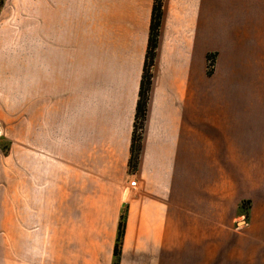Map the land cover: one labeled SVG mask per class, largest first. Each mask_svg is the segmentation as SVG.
I'll use <instances>...</instances> for the list:
<instances>
[{
    "label": "crops",
    "instance_id": "crops-1",
    "mask_svg": "<svg viewBox=\"0 0 264 264\" xmlns=\"http://www.w3.org/2000/svg\"><path fill=\"white\" fill-rule=\"evenodd\" d=\"M28 3L25 11L37 19L39 102L61 99L68 110L67 133L58 131L66 115L41 116L36 181L47 203H76L55 200L58 172L68 174L61 182L73 189L71 173L78 169L87 191L103 189L94 183L96 173L118 180L110 194L125 208L118 264H264V0H162L136 169L134 122L156 0ZM248 54L256 56L253 65ZM233 64L244 86H234L227 103L206 104V83L232 76ZM27 81L21 79V97L28 95ZM58 138L68 160L59 171L55 159L45 161L59 155ZM245 201L248 215L240 213ZM243 216L248 223L240 225ZM119 220L114 217L103 252L89 254L94 264L116 263ZM51 264L92 263L63 260L54 250Z\"/></svg>",
    "mask_w": 264,
    "mask_h": 264
},
{
    "label": "rangeland",
    "instance_id": "rangeland-1",
    "mask_svg": "<svg viewBox=\"0 0 264 264\" xmlns=\"http://www.w3.org/2000/svg\"><path fill=\"white\" fill-rule=\"evenodd\" d=\"M28 1L0 0V260L18 264L22 260L29 264H51L56 250L63 260L94 264L96 262L89 254L97 249L103 252L112 232L114 217H125V208L113 203L110 194V191L114 192L111 186L118 180H102L94 173L98 177L94 183L102 185L103 189L87 191L80 189L78 169L71 173L72 180L75 179L73 189L68 187V181L61 182L68 174L58 172L57 177L61 178L56 179L55 200L76 201L71 204L47 203L50 199L42 189L38 191L36 141L39 130L43 131V127H39L41 116L48 119L53 115H66V121L61 120L58 124V131L62 133L69 131V125L63 100H46L44 105L39 102L42 89L37 81V19L35 11H25L31 9ZM245 58L253 65L256 56L248 54ZM76 64L78 79L84 81L85 61L80 59ZM98 65L100 67L101 62ZM213 66L214 57L208 66L210 71ZM233 68L232 76L220 77L215 84L206 83V104L227 103L234 86H244L245 82L238 74L240 67L233 64ZM21 79H28V95L22 97L19 93ZM259 96L254 95L253 101L259 102ZM21 119L28 120L27 128L24 125L21 128ZM138 134H141L140 130ZM56 143L59 155L57 158L46 156L45 161L55 159L59 171L68 167V160L60 150L64 141L58 138ZM237 145L240 149L248 148L244 141H238ZM86 196L89 203H83ZM249 209L242 206L240 213L248 215ZM247 223L245 216L239 221L240 225Z\"/></svg>",
    "mask_w": 264,
    "mask_h": 264
},
{
    "label": "trees",
    "instance_id": "trees-1",
    "mask_svg": "<svg viewBox=\"0 0 264 264\" xmlns=\"http://www.w3.org/2000/svg\"><path fill=\"white\" fill-rule=\"evenodd\" d=\"M161 12H162V0H156L153 18H152V24H151L150 40H149L148 51H147L143 75H142L137 112L134 122V134H133V142L131 148V162H130L131 167L133 169L137 168V164L139 160L142 132L144 129V122L147 113L148 97L152 82L151 70L154 65L155 52L158 43ZM212 61H213V56L210 55L208 57L209 67ZM138 130H140L141 132L140 135L138 134ZM242 206L250 207V202L249 201L243 202L241 207ZM125 229H126V219L125 217L124 218L121 217L118 226L117 241L114 248V256L116 258L115 264H118L117 261L120 258Z\"/></svg>",
    "mask_w": 264,
    "mask_h": 264
},
{
    "label": "built area",
    "instance_id": "built-area-1",
    "mask_svg": "<svg viewBox=\"0 0 264 264\" xmlns=\"http://www.w3.org/2000/svg\"><path fill=\"white\" fill-rule=\"evenodd\" d=\"M130 187L136 188L137 187V181L133 180L132 182H130Z\"/></svg>",
    "mask_w": 264,
    "mask_h": 264
}]
</instances>
